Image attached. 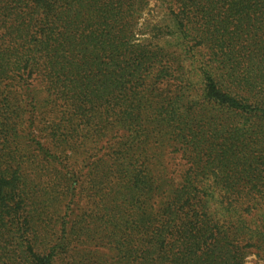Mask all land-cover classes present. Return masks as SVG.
Masks as SVG:
<instances>
[{
    "label": "trees",
    "instance_id": "trees-1",
    "mask_svg": "<svg viewBox=\"0 0 264 264\" xmlns=\"http://www.w3.org/2000/svg\"><path fill=\"white\" fill-rule=\"evenodd\" d=\"M251 255L264 0H0V264Z\"/></svg>",
    "mask_w": 264,
    "mask_h": 264
},
{
    "label": "rangeland",
    "instance_id": "rangeland-1",
    "mask_svg": "<svg viewBox=\"0 0 264 264\" xmlns=\"http://www.w3.org/2000/svg\"><path fill=\"white\" fill-rule=\"evenodd\" d=\"M165 9L161 6L160 3L156 1H151L147 9L143 13V40H151L153 33L151 32L152 27L154 26H165L168 23V16H166ZM248 264H264L263 260H258L254 255H251L247 258Z\"/></svg>",
    "mask_w": 264,
    "mask_h": 264
}]
</instances>
